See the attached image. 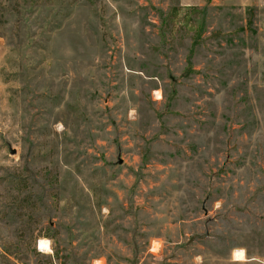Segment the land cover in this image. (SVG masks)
Segmentation results:
<instances>
[{
  "label": "rangeland",
  "instance_id": "rangeland-1",
  "mask_svg": "<svg viewBox=\"0 0 264 264\" xmlns=\"http://www.w3.org/2000/svg\"><path fill=\"white\" fill-rule=\"evenodd\" d=\"M0 37V264H264V0H0Z\"/></svg>",
  "mask_w": 264,
  "mask_h": 264
},
{
  "label": "bare ground",
  "instance_id": "bare-ground-1",
  "mask_svg": "<svg viewBox=\"0 0 264 264\" xmlns=\"http://www.w3.org/2000/svg\"><path fill=\"white\" fill-rule=\"evenodd\" d=\"M40 249L43 250H50L49 241L47 239H41L39 242ZM235 258L237 260H244L245 259V252L243 249L235 250Z\"/></svg>",
  "mask_w": 264,
  "mask_h": 264
},
{
  "label": "crops",
  "instance_id": "crops-1",
  "mask_svg": "<svg viewBox=\"0 0 264 264\" xmlns=\"http://www.w3.org/2000/svg\"><path fill=\"white\" fill-rule=\"evenodd\" d=\"M2 38L0 37V49H2L3 45H2Z\"/></svg>",
  "mask_w": 264,
  "mask_h": 264
}]
</instances>
